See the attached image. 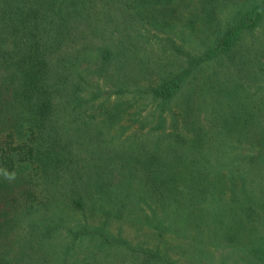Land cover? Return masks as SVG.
Segmentation results:
<instances>
[{
  "label": "rangeland",
  "instance_id": "obj_1",
  "mask_svg": "<svg viewBox=\"0 0 264 264\" xmlns=\"http://www.w3.org/2000/svg\"><path fill=\"white\" fill-rule=\"evenodd\" d=\"M107 1L95 0L94 9L103 12L97 15L95 28L66 43L54 56L59 68L76 71L75 80L77 73L86 74L84 97L73 100L59 121L72 134L86 133L81 144L67 146L69 155L65 152L70 158L77 152L81 159L74 161L77 164L66 160L50 179L37 176L34 168L25 169L28 177L30 171L36 175L43 197L38 192L36 204L16 209L17 214L8 199L0 203V234L1 228L13 230L8 237L0 236V264H260L231 255L225 243L241 230L237 221L247 229L246 235L255 230L251 235L257 234V243L264 238V167L251 161L260 150L253 142L264 136V21L246 32L228 56L194 69L177 99L167 106H160L150 90L181 74L191 55L202 56L219 32L262 0H113L111 6ZM162 1L167 8H160ZM106 49L113 54L110 61H105ZM192 100L215 102L231 127L205 120L202 148H182L180 160H185L183 167L190 176L179 181L190 184L192 192L179 198L187 209L178 211L174 203L152 205L151 193L144 190L149 172L142 167L144 160L178 149L168 131L182 126H174V116ZM102 102L109 112L119 109L121 119L97 120L94 127L106 131L97 140L88 137L87 130ZM160 112L164 119L158 126ZM211 112L209 108L206 114ZM180 132L189 138L195 135L186 128ZM166 156L172 159L170 153ZM214 161L218 175L212 173ZM194 175L205 186L222 177L226 190L219 194L220 184L213 197L211 189L192 185ZM137 191L142 201L137 200ZM228 194L231 199L221 217L219 201ZM230 208L243 210L232 220L236 211ZM153 210L170 225L162 239L147 219ZM194 215L200 217L192 222L200 225H186ZM222 218L226 231L218 226Z\"/></svg>",
  "mask_w": 264,
  "mask_h": 264
},
{
  "label": "trees",
  "instance_id": "obj_2",
  "mask_svg": "<svg viewBox=\"0 0 264 264\" xmlns=\"http://www.w3.org/2000/svg\"><path fill=\"white\" fill-rule=\"evenodd\" d=\"M112 2L113 0L107 1L110 6ZM164 4L167 5L162 1L161 9L167 8L163 6ZM94 8H96L95 0H0V203L8 199L9 203L14 206V214H17V210H24L29 206L32 208L43 194L37 184L36 175L34 176L30 171L28 177L25 172L26 168H34L37 176L43 175L46 179H50L54 171L60 169L66 160L70 159L71 162L77 164L74 161L79 162L81 159L77 152L70 153L71 158L65 155H69L67 146L73 147L81 144V139L86 133L72 134L71 129L64 124L60 126L59 121L63 120L65 111L68 106L71 107L73 100H80L84 97L83 93L86 89L82 82H85L86 74L83 72V76L77 73L76 78L78 79L75 80L76 71L59 68L56 64L57 57L54 56L66 43L76 40L77 36L84 31L95 28L97 15L103 12H97ZM243 11V16L229 23L227 29H223L216 35L202 56L199 58L190 56L191 60L181 74L164 79L152 86L150 93L155 100L160 101V106L165 107L169 102L177 99L184 86L187 85L188 79L194 74V69L201 63H210L228 56L235 50L246 32L254 31L264 21V0L252 4L250 8ZM159 18V16L156 17V21ZM105 51V61H110L113 54L108 49ZM72 79L74 80L71 81ZM100 89L102 92L103 88L100 87ZM135 93L137 94V90ZM211 103L212 107L207 102L187 101L184 112L174 116V126L181 124L182 126L177 131H168L169 137L173 138V145L178 147L174 151L175 154L173 151H162L161 154L144 160L142 167L149 169L144 179V190L151 193L148 197L152 198V205L154 202L174 203L178 204V211L187 209L179 198L181 194L186 193H188L187 197L191 196L192 192L190 184L182 185L179 181L190 176L183 167L185 160H180L179 155L184 150L182 148H202L205 120L216 126L224 124L226 127H231L230 122L223 118L225 116H220L215 102ZM209 108L212 112L206 114ZM107 110L103 102L95 108L93 123L91 122V127L87 130L88 137L97 140L105 137L106 131L103 128L94 127L97 120L111 119L113 122H118L121 119L119 109H113L110 112ZM157 117L160 120L158 126H161L164 119L163 112H160ZM185 128L194 131L195 135L189 138L185 134V137L180 132V129ZM137 139L140 141L139 133H137ZM263 139L264 136H258L257 142H253L256 149L260 150L255 154L256 158H252L251 161L264 167ZM167 153L172 155V159H168ZM211 168L212 173L218 175L217 162L214 161ZM232 168L233 166L229 163L228 169ZM188 170L194 169L189 168ZM168 171L170 173L167 179H162L163 174ZM208 177L211 178V173ZM222 179L221 177L214 180L217 181L216 184L210 180L211 185L205 186L204 183L201 184L203 181L201 177L194 175L191 183L193 186L200 184L203 188L211 189L210 194L214 197L213 191L218 190L220 184L222 187L218 193L223 195L226 190ZM20 187L24 189L21 190ZM16 189L17 193L13 194ZM202 193L200 197H203ZM142 197L137 191V200L142 201ZM230 199L231 195L228 194L219 201L221 217L226 213L228 207L226 204ZM234 199L235 195H233ZM223 202L227 203L222 205ZM74 204L82 210L86 208L81 201L75 200ZM152 209H158V207L153 206ZM231 209L236 211L230 215L232 220L234 217L237 219L239 212L243 210V208ZM94 213L96 214L95 209ZM146 215L148 221L155 224L158 237L164 238L170 225L160 219L157 210ZM199 217V215H194L186 220L185 224L198 226L200 224H194L192 220H198ZM18 218L19 215L16 220ZM225 225L227 223L223 222L222 218L218 226L225 227L224 231H226L229 228ZM237 225L241 230L237 229L234 236L228 239L229 242L225 243L227 248H230L231 255H236L238 258L257 259L260 260V264H264V238L257 243V234L251 235L252 231L255 232L254 229L246 235L247 229L240 226L238 221ZM12 231L11 227L6 228V231L1 228L0 236L8 237ZM231 255L230 257H233Z\"/></svg>",
  "mask_w": 264,
  "mask_h": 264
}]
</instances>
